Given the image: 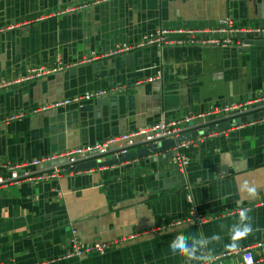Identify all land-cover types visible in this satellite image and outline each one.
Wrapping results in <instances>:
<instances>
[{
    "label": "crops",
    "instance_id": "1",
    "mask_svg": "<svg viewBox=\"0 0 264 264\" xmlns=\"http://www.w3.org/2000/svg\"><path fill=\"white\" fill-rule=\"evenodd\" d=\"M77 3L88 5L51 15ZM224 19L263 29L264 0H0V79L22 77L35 66L70 65L0 89V163L39 159L162 118L193 117L191 131L212 129L224 120L225 109L237 110L238 104L251 102V112H259L264 44L149 45L103 56L157 28L210 30ZM98 89L113 92L82 106L33 111ZM18 112L24 116L7 120ZM212 130L183 147L110 166L75 170L63 158L29 166L31 176L68 169L58 177L0 187V261L201 264L172 253L178 234L197 254H227L214 264H241L246 247L255 259L264 258V118ZM177 152L188 159L185 167ZM223 166L231 172L218 171ZM246 182L256 188L254 196L242 190ZM242 209L253 231L232 247V226L240 223ZM73 231L82 244H112L100 253L65 258ZM143 231L149 232L128 238Z\"/></svg>",
    "mask_w": 264,
    "mask_h": 264
},
{
    "label": "built area",
    "instance_id": "2",
    "mask_svg": "<svg viewBox=\"0 0 264 264\" xmlns=\"http://www.w3.org/2000/svg\"><path fill=\"white\" fill-rule=\"evenodd\" d=\"M88 3H77L59 9L51 13V15L57 16L65 13L75 12L79 9L86 7ZM222 26L210 29V30H201V29H183V28H157L153 32L146 33L140 37V39L134 44H122L112 49L111 51L104 53L103 56H112L122 53L130 52L134 49L142 48L145 46L153 45L159 48L164 46H173V45H199V46H222V45H237L244 42L245 38L239 36L241 33H256L264 34L263 29H247L235 26L232 21L229 19H224L221 21ZM177 35V36H175ZM179 35V36H178ZM91 60V58L89 59ZM70 65H63L60 62L54 66L45 67V66H35L30 67L27 71V74L18 77L15 79H0V89L8 87L13 84H19L21 82L40 78L43 75L52 74L56 71H61ZM156 78V77H155ZM152 81L153 78L148 79ZM113 92V89H98L92 91H86L77 95H74L70 98H61L55 101L44 103L40 107L34 109L37 110H46V109H59L65 108L69 105H82L86 101H90L94 98L107 96L109 93ZM260 99H257L258 101ZM264 103V102H263ZM252 103H242L238 104L235 114L246 113L252 111ZM226 111L233 110L232 108L225 109ZM234 111V110H233ZM203 114H198L196 117H202ZM24 116L23 112H18L10 115L7 120H16ZM193 117H185L181 120H166L164 118L159 119L155 123L140 127L135 130L126 131L117 135L110 136L108 138L96 141L94 143L85 144L77 146L71 149L64 150L62 152L45 156L39 159H33L31 161L10 164V163H0V169L6 172L5 175L0 173V187L19 183L22 179L27 180H41L47 179L50 177H58L59 172H67L66 167H55L51 173H42L39 175L31 176L27 170L29 166L37 165L43 161H51L54 159L63 158L67 163V167H74L79 163L91 161V160H102L107 156H110L112 153L121 154L125 153L133 146H144L149 144H155L165 139L176 138L181 133L189 129V122ZM113 146L118 147V151L114 152L112 150ZM184 146V142L175 146V148H180ZM178 162L182 167H185L188 164V159L180 152H177ZM259 205H264V201H260ZM198 220H202L198 216ZM181 221L175 222V224H180ZM153 231V230H151ZM149 231H143L141 233H133L128 238L134 239L140 235L147 234ZM122 240V239H121ZM121 240L114 241L117 243ZM112 243L102 242V241H93L91 243L82 244L79 242L78 235L75 231L72 232L71 237L68 240L69 250L64 254L65 258L69 257H82L92 253H100L108 248ZM258 247H261L262 244L258 243ZM227 254L215 255L208 257L206 261H202L201 264H214L216 260H220L226 257ZM242 262L241 264H264V258L255 259V256L252 253L251 247H246L242 250L241 253ZM0 264H7L0 261Z\"/></svg>",
    "mask_w": 264,
    "mask_h": 264
},
{
    "label": "water",
    "instance_id": "3",
    "mask_svg": "<svg viewBox=\"0 0 264 264\" xmlns=\"http://www.w3.org/2000/svg\"><path fill=\"white\" fill-rule=\"evenodd\" d=\"M239 36L246 38L245 41L243 42L244 45L264 44V34L241 33L239 34ZM254 37L255 39H253ZM234 112H236V110L227 111L225 113L226 115L224 117V120L220 124L214 126L212 129H215L214 131H220V130L229 128L231 126H238L243 123H247L253 120H261L264 118V107H262V109H260L259 112L250 111V112H246L241 115L235 114ZM212 129L195 128V129H192L191 131L187 130V132L181 133L176 138L165 139L158 143L145 145L138 149L130 148L125 153L117 154L115 156H107L105 157L104 160H97V161L91 160V161L79 163L76 166H74V169L75 170L91 169V168L102 167V166H110V165H114L117 163L133 160L137 157H142V156L154 153V152H158L163 149L175 147L176 145L183 143L184 141H188L192 138L202 137L203 135H206L209 132L213 131ZM220 170L224 173L231 172L230 168H227L225 166H223L221 169L219 168L218 171Z\"/></svg>",
    "mask_w": 264,
    "mask_h": 264
},
{
    "label": "clouds",
    "instance_id": "4",
    "mask_svg": "<svg viewBox=\"0 0 264 264\" xmlns=\"http://www.w3.org/2000/svg\"><path fill=\"white\" fill-rule=\"evenodd\" d=\"M242 190L247 191L250 195L254 196L256 194V188L253 186H248L247 182L243 186ZM240 223L232 226L233 243L232 247L236 246V239L240 237H245L253 231L252 225L250 223V217L248 215L247 209H242L239 213ZM214 240L219 239V237L214 236ZM170 249L174 255L183 256L186 261H206L208 257L202 251L197 254V250L187 244L186 239L183 234H178L174 237L170 243Z\"/></svg>",
    "mask_w": 264,
    "mask_h": 264
}]
</instances>
